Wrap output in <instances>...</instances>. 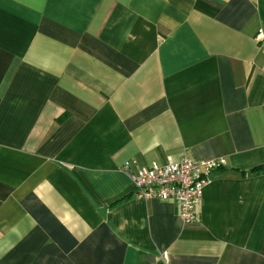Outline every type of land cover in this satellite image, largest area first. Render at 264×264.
<instances>
[{
	"label": "crops",
	"instance_id": "crops-1",
	"mask_svg": "<svg viewBox=\"0 0 264 264\" xmlns=\"http://www.w3.org/2000/svg\"><path fill=\"white\" fill-rule=\"evenodd\" d=\"M264 0H0V264H264ZM222 159L184 224L123 164Z\"/></svg>",
	"mask_w": 264,
	"mask_h": 264
},
{
	"label": "built area",
	"instance_id": "built-area-1",
	"mask_svg": "<svg viewBox=\"0 0 264 264\" xmlns=\"http://www.w3.org/2000/svg\"><path fill=\"white\" fill-rule=\"evenodd\" d=\"M262 73L264 75V69ZM223 165L222 159L182 157L177 161L168 159L163 164L154 163L148 167L125 162L122 170L133 184L135 199L174 202L180 221L191 224L197 221L196 209L211 173Z\"/></svg>",
	"mask_w": 264,
	"mask_h": 264
}]
</instances>
